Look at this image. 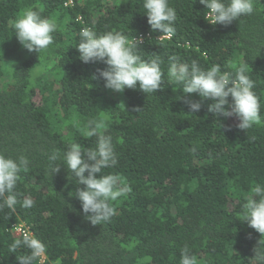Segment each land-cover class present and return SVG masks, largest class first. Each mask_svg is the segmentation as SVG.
<instances>
[{"label": "trees", "instance_id": "1", "mask_svg": "<svg viewBox=\"0 0 264 264\" xmlns=\"http://www.w3.org/2000/svg\"><path fill=\"white\" fill-rule=\"evenodd\" d=\"M68 1L0 0V152L30 160L17 183L18 203L0 209V264H20L16 257L29 252L10 251L22 239L13 236L18 223L45 243L44 264H180L186 245L198 264H257L254 249L264 250V236L238 213L250 189L264 184V0L228 26L209 24L199 0H169L177 16L172 35L152 30L143 0ZM28 8L59 25L46 52H29L14 33ZM84 27L119 31L130 41L148 35L138 53L161 57V88H105L93 77L106 65L79 58ZM171 57L228 73L245 66L261 122L243 130L235 116L219 120L208 112L212 101L197 94L189 98L202 107L190 114L182 86L168 78ZM90 120L103 122L115 145L118 162L104 173L128 189L110 201V221L95 226L69 195L77 185L66 166L51 174L48 161L53 148L72 142L95 147L96 137L83 134Z\"/></svg>", "mask_w": 264, "mask_h": 264}, {"label": "clouds", "instance_id": "2", "mask_svg": "<svg viewBox=\"0 0 264 264\" xmlns=\"http://www.w3.org/2000/svg\"><path fill=\"white\" fill-rule=\"evenodd\" d=\"M207 9L205 20L211 25H231L241 17L253 14L254 0H199ZM143 8L152 30L172 35L177 19L176 10L169 0H143ZM59 25L54 18L43 16L39 11L28 8L13 22L14 33L19 43L29 52H46L54 44V33ZM80 40L76 47L79 58L84 63H102L98 76L103 79L104 87L115 92L125 88L139 89L145 94H153L162 86V59L155 55L143 59L138 53L140 41H130L119 31H107L98 34L93 28L81 29ZM170 81L182 86L184 101L189 113H197L202 107L201 101L190 99L197 94L202 99L211 100L208 112L216 118L235 116L239 120L237 127L246 130L261 122L259 98L253 91L255 82L250 78L245 66L235 73L222 72L219 65L203 69L193 60L191 64L171 57L168 68ZM231 97V102L229 101ZM103 122L90 120L84 126L86 137H96L95 147H82L72 142L66 150L53 148L48 155L51 174L60 171V164L66 166L70 181L77 187L70 196L81 202L83 213L92 225H102L110 221L116 209L110 201H115L126 193L127 186H121V178L116 174H105L104 169L117 164L115 145L111 135L105 131ZM59 161V163H57ZM30 160L25 155L6 156L0 152V209H14L18 203L16 187L21 172L29 171ZM87 173V175H85ZM83 185V187H80ZM31 198L23 200V206L33 205ZM238 213L242 222L264 236V184L257 183L250 189L245 203ZM27 248L28 254L16 257L20 264H33L46 255V245L35 236L16 239L10 245V251ZM253 259L264 264V250L254 249ZM46 260V256H45ZM180 264H198V258L186 245L181 249Z\"/></svg>", "mask_w": 264, "mask_h": 264}, {"label": "built area", "instance_id": "3", "mask_svg": "<svg viewBox=\"0 0 264 264\" xmlns=\"http://www.w3.org/2000/svg\"><path fill=\"white\" fill-rule=\"evenodd\" d=\"M71 5H72V0H69L65 4V6H71ZM148 37H149L148 35H146L145 37L140 35L139 37L134 38L132 41H135V39H136V40L140 41V44H142L144 42V40L147 39ZM163 38H168V37L163 36ZM163 38H160V39H163ZM12 228H13V236L15 238H24L25 236H34L29 232L27 227L22 223L15 224L12 226ZM44 262H45V256L41 260H38L36 264H44Z\"/></svg>", "mask_w": 264, "mask_h": 264}]
</instances>
